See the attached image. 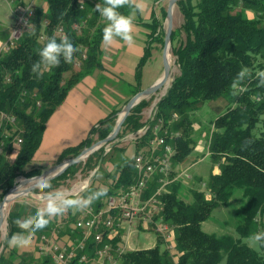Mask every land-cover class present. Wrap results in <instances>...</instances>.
Segmentation results:
<instances>
[{"label": "trees", "instance_id": "obj_1", "mask_svg": "<svg viewBox=\"0 0 264 264\" xmlns=\"http://www.w3.org/2000/svg\"><path fill=\"white\" fill-rule=\"evenodd\" d=\"M8 1L16 18L21 6L33 3L36 28L25 33L10 51L0 50V116L4 112L17 117V129L13 136L6 138V151L0 155V203L18 184V178L43 173L41 167L28 168V164L40 149L49 119L72 87L87 74L103 68L102 29L106 24L95 8L97 3L103 4V0H44L45 6L36 5L33 0ZM176 6L183 22L173 30L171 49L179 73L158 102L152 125L162 120V131L179 134L174 139L177 149L174 169L177 171L196 146V114L206 103L224 99L225 111L211 120L213 129L207 151L218 171L214 169L205 179L193 176L195 180L191 182L196 186L190 190L192 201L182 197L185 187L182 180L169 184L160 196L161 216L174 231L176 248L173 252L167 248L163 237L154 228H149L157 233L158 244L126 250L119 257V263L219 264L226 254L225 264H264V246L257 250L245 241L252 234L264 231V86L258 87L255 76L257 71H264V0H178ZM119 11L125 15L131 13L127 7ZM164 15L167 16V10ZM75 23L82 25L81 30L75 29ZM146 23L150 28L149 42L164 45L166 30L162 23L155 15ZM60 25L65 27L67 36L80 51L74 53L72 63H64L61 59L59 67L45 71L38 78L31 72L32 64L39 60L37 50ZM42 33L47 35L46 41H39ZM150 57L151 45L136 66L133 95L141 90L142 70ZM77 62L81 63L79 68ZM243 67L252 72L251 78L242 81L247 90L231 96L230 84ZM66 72L71 73L69 78L64 77ZM151 100L142 99L134 106L117 138L144 126L142 110ZM118 112L119 107L113 109L92 126L86 138L63 148L56 162L74 158L86 147L108 137L116 126ZM6 127L0 125V140H5ZM18 134L23 140L19 147L13 140ZM148 135L152 136V133ZM147 139L148 136L137 144L136 153L146 145ZM124 150L125 147L114 146L109 154H105L102 146L85 162L80 160L52 179L51 190L68 187L80 170L83 174L95 170L89 191L100 188L94 184L100 177L111 179L106 185L107 195L93 202L97 209L100 208L103 198L117 194L137 178L133 157L116 158V153ZM107 158L112 168L108 163L102 166ZM157 186L156 180L151 182L145 197H149ZM236 191H240L243 198L234 227L236 234L204 231L202 223L211 218L215 208L227 205ZM33 193L45 194L39 189ZM36 209L24 199L12 204L3 241L0 235V264H51L48 257L36 258L31 251L19 253L16 247L7 244V238L13 234H24L14 221L33 215ZM75 218V215L70 217L67 225ZM53 219L35 236L51 233L58 217ZM112 242L124 244V237L120 233ZM163 244L165 248H162ZM73 264L80 263L75 260Z\"/></svg>", "mask_w": 264, "mask_h": 264}, {"label": "built area", "instance_id": "obj_2", "mask_svg": "<svg viewBox=\"0 0 264 264\" xmlns=\"http://www.w3.org/2000/svg\"><path fill=\"white\" fill-rule=\"evenodd\" d=\"M26 4L18 9L15 26L12 27V32L2 46V51L13 49L25 33L36 28L35 21H33L35 17L33 3ZM81 28L80 23H75V29L81 30ZM54 35L57 37L67 35L65 27L63 25L57 27ZM46 39L45 33L39 37V41H46ZM80 64L77 62L76 67H80ZM160 100L161 97H157L155 103ZM156 110L157 106L154 104L150 116L140 129L127 132L114 141L102 145L105 148L104 153L108 154L114 146L124 147L129 144L137 146L143 138L148 136L146 145L132 156L137 171V178L133 184L118 190L115 195L103 198V205L100 208L97 209L92 203L78 215L75 214L76 220L68 225L70 229L68 241L58 240L59 230L63 225L54 228L50 235L43 234L40 237L38 250L43 256L48 257L52 264H73L75 260L80 264H120L119 257L126 251V246L121 243L115 245L112 241L120 234L118 230L120 227L125 226L127 229L126 224L129 227L143 226L144 230L154 228L165 240L167 248L172 252L175 250L174 231L161 216L163 205L160 202V196L172 182L184 180V177H193L187 172L189 168L175 171L174 157L177 149L174 139L179 134H169L167 130L162 131V120L152 125ZM0 119V125L7 126L3 132L5 140H0L1 155L6 151V138L13 136V132L17 129V117L3 112ZM149 132L152 136L148 135ZM13 140L18 147L23 142L19 134ZM86 159L87 157L83 161L85 162ZM94 173L95 170L91 171L85 178L77 173L76 178L70 182H73L72 187L61 189L76 188L84 180H89L91 185ZM154 180L158 186L149 197H145L150 183ZM202 185L205 186L204 183ZM43 195L39 194V197Z\"/></svg>", "mask_w": 264, "mask_h": 264}, {"label": "crops", "instance_id": "obj_3", "mask_svg": "<svg viewBox=\"0 0 264 264\" xmlns=\"http://www.w3.org/2000/svg\"><path fill=\"white\" fill-rule=\"evenodd\" d=\"M144 3L146 5L144 12L142 14L138 13L135 16L133 22V36L135 41L134 44L129 46L124 41L117 38L116 42L112 46L105 48L101 45V54H103L102 70L96 69L93 72L87 74L69 91L64 102L54 112L47 123L42 144L37 152L38 154L36 153L35 155L36 160H43L46 157L47 159L54 158V160H57V157L63 148L78 144L80 141L87 137L92 126H94L99 119L105 117L113 109L125 104L130 100V98H132L127 97L128 93L125 94L120 87H117L116 85L112 87L111 82H114L116 84L120 82H126L129 87L134 88L136 86V66L140 58L143 56L145 49L149 45H151V49H153L154 43V47L156 49H159V42H149L150 28L146 22L151 21L152 15H155L157 19L161 20L160 12L162 7L164 6V0H144ZM163 70H161L156 78L148 82L146 85H143V76L140 83V89L143 90L156 83L161 78ZM96 71L98 72L95 73ZM100 80H103L108 84H105L103 87L101 85L99 89L101 90L102 95L98 97L95 91L98 88V83ZM117 96L123 97V99H121L120 101L114 99V97ZM105 107H107V109H105ZM129 150H134L135 154L137 151V146L131 144L126 150H124L123 152L126 153L124 156L125 158H130L133 156L128 155ZM122 157L123 155H121V157L119 156L118 159H122ZM57 164L58 163L55 162L54 166H56ZM108 167L112 168L111 165H108ZM215 171L217 172L218 170L215 169ZM110 180V178L106 179L104 176H102L100 177V180L98 179L94 182V184L97 187L106 188V185L110 183ZM72 185L70 183V187H72ZM65 188L68 187H64L62 189ZM36 195H38L37 200H41V202H43L44 204L45 201H43L41 197H39V194ZM78 214L79 212L76 213V215ZM70 217H73L71 211L66 212L63 217L58 216L57 223L54 226V228H58L59 226L63 225V227L59 230L58 236V240H60L61 242H66L70 239L68 237L70 229L67 225V222H70ZM71 222H73V220ZM24 234L26 235L27 233ZM42 235L38 237L34 236L32 244L28 247H16L17 251L19 253L31 251L34 253L36 258L46 257L43 256L38 250V243ZM48 235H50V233H48ZM124 244L126 246V239H124Z\"/></svg>", "mask_w": 264, "mask_h": 264}, {"label": "rangeland", "instance_id": "obj_4", "mask_svg": "<svg viewBox=\"0 0 264 264\" xmlns=\"http://www.w3.org/2000/svg\"><path fill=\"white\" fill-rule=\"evenodd\" d=\"M33 1L36 5H42L45 2L44 0H33ZM163 4L164 6L162 7L161 12H160L161 20L160 19L158 20L162 23V27H164V30H166L167 29V16L164 15V10H167L168 8L169 0H164ZM15 22H16V14L12 8V5L10 4V1L0 0V45H1L0 50L2 46L4 45V43L6 42L7 38L9 37L10 33L12 32V27L15 24ZM182 22H183V16L181 12L179 11L178 7L175 6L174 7V19H173L174 29L179 27ZM154 44H153V49H151V57L148 60V62L145 64L142 70V77L144 76L143 85H146L148 82L156 78L157 75H159V73L161 72V70H163V67H164L163 66L164 63L162 59V50L164 48V45H162L161 43H158L159 49H156L154 47L155 46ZM102 57H103V54H102ZM170 62L172 65L171 81L162 90L146 98L147 100H151V99L152 100L151 102H149V105L142 110L144 122H146L147 118L150 116L153 105L154 104H156V106L158 105V103H155L156 98L157 97L162 98L166 94L168 88L170 87L173 77L179 73V69L176 64V59L172 54V49H171V55H170ZM97 72L98 71H96L95 73ZM70 74H71L70 72H66L64 74V77L69 78ZM108 82H111V81H108ZM105 84H108V83L103 80L99 81L98 88L95 91L98 97L102 95L101 90L99 88L101 87V85L103 87ZM111 85L112 87H114L115 85L117 87H120L124 91L125 94L128 93L127 97H132L131 95H133L134 93L133 88L129 87L126 82H120L117 84L114 82H111ZM114 99L120 101L121 99H123V97L117 96V97H114ZM225 102L226 101L224 99H218V100L206 103L204 107L196 114V117H197V121L195 123L196 125V132H195L196 146L194 147L193 153L189 155V157L185 159V161H183V163L180 166H178L180 171L189 168L187 172L191 173L192 177L193 176L195 177V175H197V177L200 176L205 179L209 177L211 171H213L214 169L218 170V167L214 165L211 158L208 156L207 151H208V143L210 140L209 139L210 132H211V129H213V126L211 125V120L213 121L216 117H218L221 113L225 111L226 109ZM126 104L127 102L119 106V112L117 114V122ZM105 109H107V107H105ZM130 145L131 144L124 146L125 150ZM134 152H135L134 150L132 151L129 150L128 155L132 156L134 155ZM125 154H126L125 152H117L116 157L118 159L119 156L120 157L121 155L125 156ZM46 159L47 157L44 158L43 160L42 159L36 160L34 157V159L30 162V164H28V168H31L32 166H37V167H41L43 172H46L52 169L53 167H55L54 165H55L56 160H54V158H49L47 160ZM67 159L69 158L64 159L62 162H64ZM83 160L84 159H82L81 161ZM108 160L109 158L105 159L104 163L102 162V166L104 165L107 166V163L111 165V163H109ZM79 172L78 174H81L83 178L89 175V174H83L82 170H80ZM22 179L24 180L25 178L24 177L18 178L17 183L21 182ZM191 180L194 181L195 179L184 177V180H182L183 185H185L184 190L182 191V197L186 199L188 202L192 201V196L190 192L191 187L196 186V184H192L193 181L191 182ZM72 184L73 182L71 183V185ZM23 187L25 188L26 186H20V188H23ZM69 187L70 185L68 186V188ZM197 187H199L198 184H197ZM37 196L38 195L32 192L28 196L20 197L17 200L24 199L30 204H32L33 206L35 207L37 206V208L42 207L44 204L43 202H41V200H37ZM13 203L14 202L7 205V208H6L7 215ZM242 204H243L242 195L240 191H236L227 205L225 206L220 205L214 209L211 218H209L208 220L202 223V229L209 233L221 234L223 232L225 233L229 232V233L236 234L234 227L238 221L237 213L240 210ZM7 215H6V219H7ZM7 226L8 224L5 223L1 230L0 235H1L2 241L7 235ZM126 226H127V229L125 226L120 227L118 229L120 233L122 234V236L124 237V239H126V242H127L126 250L130 251V250H135V249H140V248H150L158 244V235L156 232L150 231L149 229H145L146 231L141 230L142 227L141 226L139 227V225L138 227H135L134 225L129 227V225L126 224ZM245 241H247V243L250 246L254 247L257 250H260L262 247V245L254 244L250 240V237L246 238ZM161 246L162 248H165L164 244ZM225 262H226V254H224L219 264H225Z\"/></svg>", "mask_w": 264, "mask_h": 264}, {"label": "clouds", "instance_id": "obj_5", "mask_svg": "<svg viewBox=\"0 0 264 264\" xmlns=\"http://www.w3.org/2000/svg\"><path fill=\"white\" fill-rule=\"evenodd\" d=\"M131 9L129 15L123 14L120 9ZM144 0H103V4L95 5L96 11L106 21L102 29V47L112 46L116 39L124 41L127 45L134 44V19L135 16L142 14L145 10ZM80 51L70 39L63 35L57 39L55 35L50 37L43 47L37 50L39 60L31 66V72L41 78L45 71L59 67L61 59L64 63H72L74 53ZM255 76L258 78V87L264 86V71H257ZM252 72L249 68L243 67L236 74L230 84V95L237 96L247 89L242 86V81L251 78ZM246 144L249 142H245ZM52 174L33 176L27 179L34 188L45 193L41 199L45 201L44 206L38 207L33 215L21 220L17 218L14 223L23 230L25 234H13L7 238L9 247L25 248L32 244L37 231L46 228L53 218L63 216L71 211L73 215L90 207L94 201L107 195L108 189L100 187L95 191H89L90 181L84 180L78 187L68 190L53 188L51 180ZM23 181V179H22ZM20 185H18V188ZM45 190H50L45 192ZM250 240L254 244L264 246V231L256 232L251 235Z\"/></svg>", "mask_w": 264, "mask_h": 264}, {"label": "water", "instance_id": "obj_6", "mask_svg": "<svg viewBox=\"0 0 264 264\" xmlns=\"http://www.w3.org/2000/svg\"><path fill=\"white\" fill-rule=\"evenodd\" d=\"M178 0H169L168 8H167V29L165 34V43L163 48V63H164V70L161 78L154 83L153 85L145 88L138 93H136L132 98L127 102L125 105L122 114L116 123V126L113 132L106 138L99 140L92 144L89 147H86L78 156L74 158H69L64 162L56 165L52 169L43 172L41 175L52 174L53 179L62 174L68 167L77 163L78 161L88 157L92 154L98 147L102 146L103 144L109 143L114 141L120 133V130L123 126L124 121L126 120L127 116L130 114L131 110L136 106L142 99L150 97L160 90H162L166 85L169 84L171 81V71L172 65L170 62V55H171V45H172V33L174 30L173 26V19H174V7L176 6ZM40 176V175H38ZM28 178H25L23 181L19 182L16 186H14L9 192L4 196L2 202L0 203V233L3 228L4 223H7V219H5L4 215V206L6 203L10 204L15 202L20 197L28 196L32 193L36 188H34L30 183L27 182ZM30 184V185H29ZM18 185L26 186L22 191L17 192ZM15 194L12 198H9L10 195Z\"/></svg>", "mask_w": 264, "mask_h": 264}, {"label": "bare ground", "instance_id": "obj_7", "mask_svg": "<svg viewBox=\"0 0 264 264\" xmlns=\"http://www.w3.org/2000/svg\"><path fill=\"white\" fill-rule=\"evenodd\" d=\"M23 189H24V187H23V188H20V187H19V188L17 189V192H20V191H22ZM13 196H15V194L10 195L9 198H12ZM7 205H8V203H6L5 206H4V215H5V219H6V215H7V209H6V208H7ZM5 223H6V222H5ZM5 223H4V224H5Z\"/></svg>", "mask_w": 264, "mask_h": 264}]
</instances>
